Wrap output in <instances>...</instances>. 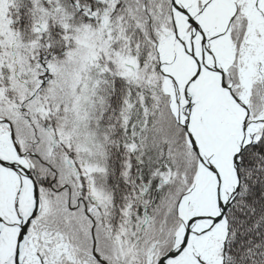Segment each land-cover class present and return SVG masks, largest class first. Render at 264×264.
Masks as SVG:
<instances>
[{
    "label": "snow or ice",
    "instance_id": "obj_1",
    "mask_svg": "<svg viewBox=\"0 0 264 264\" xmlns=\"http://www.w3.org/2000/svg\"><path fill=\"white\" fill-rule=\"evenodd\" d=\"M0 264H264V0H0Z\"/></svg>",
    "mask_w": 264,
    "mask_h": 264
}]
</instances>
